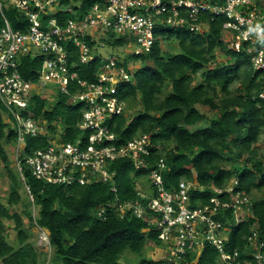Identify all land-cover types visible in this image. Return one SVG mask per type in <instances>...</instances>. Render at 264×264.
Masks as SVG:
<instances>
[{"label":"trees","instance_id":"trees-1","mask_svg":"<svg viewBox=\"0 0 264 264\" xmlns=\"http://www.w3.org/2000/svg\"><path fill=\"white\" fill-rule=\"evenodd\" d=\"M104 1L61 0L60 4L70 6L71 10L58 11L54 16L60 25H64L68 19L80 18L95 3ZM257 1L264 9V0ZM4 16L14 29L28 27L24 16L8 5L0 10V30L5 25ZM49 16L45 14L43 18ZM200 20L209 24L207 31L196 33L186 25L158 26L150 52L134 57H108L114 58L117 66L126 70L130 59L143 65L130 80L120 83L116 96L126 103L125 109L122 114L108 119L107 124L116 133L112 144L118 147L148 135L150 154L144 156L150 160L151 168L161 158L165 159L167 169L163 176L167 189L177 188L181 180L197 182L190 192L193 205L208 203L215 195V187L222 188L232 179L238 180V188L250 197L253 217L230 228L227 247L243 251L253 227L264 237V194L255 195V191L264 192V154L260 155L256 147L264 134V99L259 97L264 86V73L254 69L246 45L236 51L224 41L225 30L231 31L226 28L230 23L227 17L211 19L206 14ZM165 41H176L179 52L163 50ZM108 44L125 48L128 40L111 34ZM67 47L72 52L70 72H76L81 79L95 80L101 66L108 62L100 55L88 63H81L79 49L74 43H68ZM218 49L227 55L223 64H215ZM45 58L22 57L20 71L23 77L35 80ZM69 87V94L57 92L54 103L36 95L27 109L19 110L24 118H31L42 128L48 124L45 133L43 130L36 135L26 133L24 149L17 148L24 178L19 170L11 168L5 144L17 147L19 134L5 122L6 108L0 99V160L11 179L8 204L0 198L1 264H126L123 257L127 252L139 257L137 264H168L165 254L161 259H147L144 254L150 243L163 245L158 232L149 229L148 223L136 216L127 214L121 218L111 207L117 195L122 201L136 199V185H147L141 179L150 168L136 169L131 158L123 157L108 164L109 171L114 173L113 181L57 185L33 176L26 163L27 157L47 147L53 139L74 143L80 138L86 144L89 131L79 127L85 103L73 100L72 94L79 86L70 81ZM134 107L137 109L131 115ZM10 116L18 122L15 115ZM203 121H208V126L192 129ZM58 130L62 133L58 134ZM21 186L26 189L29 199L23 213L33 224L49 231L51 258L46 255L41 258L30 241L21 214L12 211L14 205L22 202ZM114 186L117 194L112 190ZM31 205L38 208L37 216L33 215ZM101 205L109 207L106 219L96 216ZM226 213L232 217L233 210ZM4 220L14 221L18 247L8 242ZM217 254L214 246L207 245L197 264H215ZM195 255L188 252L191 258Z\"/></svg>","mask_w":264,"mask_h":264},{"label":"built area","instance_id":"built-area-1","mask_svg":"<svg viewBox=\"0 0 264 264\" xmlns=\"http://www.w3.org/2000/svg\"><path fill=\"white\" fill-rule=\"evenodd\" d=\"M60 1L0 0L1 11L11 5L28 22L25 30L14 29L4 16L5 25L0 30V99L6 108L3 114L10 119L7 123L19 134L18 149H24L26 133L36 135L42 131V126L31 118H24L19 111L27 109L34 96L43 97L42 90L50 93L55 88V94L58 91L69 94V82L73 81L79 86L72 94L73 100L85 103L79 127L89 131L86 144L80 138L74 143L53 139L47 147L27 157L33 176L57 185L113 181L109 162L129 157L136 169L150 168L141 179L147 185H136V199L122 201L117 195L111 207L121 218L127 214L136 216L147 222L149 229L158 232L168 264H197L207 245L217 249L215 264H264V237L256 227L246 237L243 251L227 247L230 228L253 217L250 197L238 188V180L232 179L222 188L215 187V195L208 203L193 205L190 192L197 182L181 180L177 188L167 189L163 176L167 169L165 159L161 158L151 168L146 157L150 154L148 135L121 147L112 144L117 136L107 120L123 113L126 103L116 95L120 83L130 80L137 70L135 66L128 64L126 70L118 67L114 58L106 57L108 62L101 66L95 80L81 79L76 72H70L72 52L67 47L68 43H74L79 49L80 62L88 63L101 55V49L109 45L110 35L114 34L128 40L124 49L134 57L151 51L158 26L186 25L191 31L202 33L208 30L209 24L200 17L225 16L230 21L226 28H231L229 47L240 51L246 45L254 69L264 73V9L258 1L105 0L95 3L82 17L68 19L64 25L54 15L71 7L63 6ZM45 14L50 16L43 18ZM27 55L46 57L35 80L24 78L20 71L21 59ZM259 97L264 99V86ZM10 115H15L18 122ZM20 162L17 155L24 178ZM27 190L30 193L29 187ZM112 190L117 194L115 186ZM108 208L101 205L96 216L106 219ZM231 209L232 217H228L226 212ZM190 251L196 254L193 258L188 256Z\"/></svg>","mask_w":264,"mask_h":264},{"label":"rangeland","instance_id":"rangeland-1","mask_svg":"<svg viewBox=\"0 0 264 264\" xmlns=\"http://www.w3.org/2000/svg\"><path fill=\"white\" fill-rule=\"evenodd\" d=\"M229 35L230 33L228 31H225L223 34V39L230 46L231 44L229 41L230 40ZM162 49L165 51H169V52H179L178 43L176 41L163 42ZM127 51H128L127 49L125 50L124 48H121V47L116 48V47L107 46L105 49H101L100 53H101V56L105 58L106 57L108 58L111 55L118 56L120 58H125L127 56ZM216 55H217V58H216L215 64H218V63L223 64L226 62L227 55H225L224 52L218 49L216 51ZM129 62H130L129 65L135 66L134 67L135 69H139L143 65L142 62H136V61L134 62L132 59H130ZM236 86L237 85H234V87ZM53 90L55 92L56 89L53 88ZM167 91H170V89L168 88ZM54 92L48 93L47 90H42L40 93L43 95V97L48 98L50 103H54L56 99V94ZM200 108L203 110L206 109V108L204 109L203 107H200ZM136 109L137 107H134V109L130 111L131 115H133ZM3 115H4L5 121L10 122V119L5 114ZM205 126H208V121L200 122L194 127H192V129L202 128ZM47 127H48V124H46L44 128H42L44 133L48 131ZM60 128L61 126L59 125V129ZM61 133L62 131L58 130V134H61ZM5 146H6V149L8 150V153L11 159V168L14 171H16V169L19 170L18 163H17V152H18L17 148L18 146L20 147V145L17 144V147H13L11 144L7 143L5 144ZM256 147L258 148L260 155L264 154V134L261 136L260 141L256 144ZM10 187H11V179H10L9 173L7 169L5 168V165L0 160V198L4 204H8L7 199L10 193ZM19 191L22 194V202L18 205H14L12 207V211L18 212L21 214L23 221H24V227L30 236V241L34 244V246L36 247V250L40 252L41 258H44V255H46L48 258H51L53 255V251H52V247L49 241V231L43 227L33 224L29 220V218L23 213V211L25 210V205L27 204L29 200L28 193L23 186L19 188ZM263 194L264 192L261 193V192L255 191V195L258 197H260ZM31 209L33 211V215L37 216L38 208H35L33 205H31ZM4 222L6 225V237H7L8 242L13 246L18 247L19 239H18V233L14 228L15 227L14 221L4 220ZM144 254L147 259H161L164 256V248L162 246H156L153 243H150L147 245L146 249L144 250ZM123 260L126 262V264H137L139 262V257L132 252H127L123 257ZM0 264H1V260H0Z\"/></svg>","mask_w":264,"mask_h":264},{"label":"clouds","instance_id":"clouds-1","mask_svg":"<svg viewBox=\"0 0 264 264\" xmlns=\"http://www.w3.org/2000/svg\"><path fill=\"white\" fill-rule=\"evenodd\" d=\"M128 56V55H127Z\"/></svg>","mask_w":264,"mask_h":264}]
</instances>
